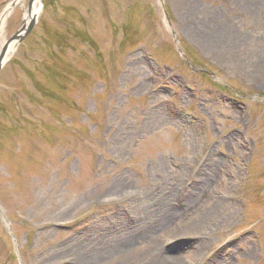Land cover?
<instances>
[{"label": "rangeland", "instance_id": "374dc122", "mask_svg": "<svg viewBox=\"0 0 264 264\" xmlns=\"http://www.w3.org/2000/svg\"><path fill=\"white\" fill-rule=\"evenodd\" d=\"M36 6L0 71V264H264V0Z\"/></svg>", "mask_w": 264, "mask_h": 264}, {"label": "water", "instance_id": "95a60500", "mask_svg": "<svg viewBox=\"0 0 264 264\" xmlns=\"http://www.w3.org/2000/svg\"><path fill=\"white\" fill-rule=\"evenodd\" d=\"M35 3V0H30V3H29V13H31V10L33 8V5ZM17 4V1H13L10 6H9V11L12 10V8L14 6H16ZM167 14V12H165ZM167 18H168V14L166 15ZM36 18H37V14L35 16H32L30 21L25 24L15 33L13 34L9 40L5 41L4 44H3V47L0 51V71L5 63L4 59L7 55V52H8V49L10 46H12V50L16 48V46L18 45L19 42H21L25 36H27L31 31L32 29L34 28V25L36 23ZM173 36H174V39L177 40V35L176 33L173 31ZM11 50V51H12ZM6 224L10 227V222L5 218L4 219ZM10 232L12 234V231L10 229Z\"/></svg>", "mask_w": 264, "mask_h": 264}, {"label": "bare ground", "instance_id": "6f19581e", "mask_svg": "<svg viewBox=\"0 0 264 264\" xmlns=\"http://www.w3.org/2000/svg\"><path fill=\"white\" fill-rule=\"evenodd\" d=\"M16 1L19 3L22 0H16ZM37 1L38 0H35V3H34L33 8L31 10V13L30 14H26V16H25V24H27L30 21L32 16H35L36 14L38 15L40 9L37 8V6H36ZM8 17H9V10H8V8H6L5 11L3 12V14L0 17V39L3 36V31H4V28L6 26V22H7ZM11 50H12V46H10L9 49H8L7 55H6L5 59H4L5 62H7L10 59V57L12 55ZM164 258L165 257H162L159 260L160 264H183V262H181V260H173V261L170 262V260L168 259V261H169L168 262L166 260V258L165 259Z\"/></svg>", "mask_w": 264, "mask_h": 264}]
</instances>
